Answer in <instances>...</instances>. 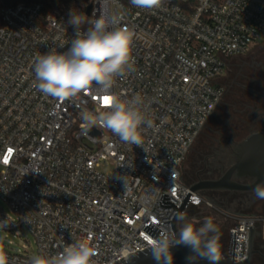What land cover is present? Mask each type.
<instances>
[{
	"label": "built area",
	"instance_id": "1",
	"mask_svg": "<svg viewBox=\"0 0 264 264\" xmlns=\"http://www.w3.org/2000/svg\"><path fill=\"white\" fill-rule=\"evenodd\" d=\"M89 4L88 17H98L99 0L84 13ZM105 11L122 16L120 26L133 34L132 69L111 92L141 97L152 121L142 126V146L84 126L83 110H107L101 96L61 101L35 87L36 57L67 51L75 37L66 10L44 13L42 1L0 6V221L9 223L0 252L7 264H31L77 241L95 249L96 264H114L147 247L149 222L171 232L163 221L176 207L159 201L167 194L181 204L191 188L183 164L224 97L227 65L264 38V0H161L151 10L105 0ZM192 207L218 210L198 191L183 217ZM218 211L234 219L225 256L232 258L236 231L234 261L244 262L259 222L264 236V219Z\"/></svg>",
	"mask_w": 264,
	"mask_h": 264
},
{
	"label": "clouds",
	"instance_id": "2",
	"mask_svg": "<svg viewBox=\"0 0 264 264\" xmlns=\"http://www.w3.org/2000/svg\"><path fill=\"white\" fill-rule=\"evenodd\" d=\"M99 2L98 17L95 15L86 19L80 12L70 11L68 23L74 27L75 37L67 51H49L36 57L35 87L44 96L61 101L89 91L109 98L104 104L107 110H83L80 113L84 126L89 131L93 127L105 128L123 143L142 146V126L150 127L152 121L141 109V97L136 95L131 99H121L111 92L115 78L132 69L133 34L120 26L122 16L106 12L105 0ZM131 3L137 8L151 10L158 8L161 0H131ZM33 172L40 173L35 169ZM253 192L257 198L264 199V182L257 184ZM8 224L7 220L0 221V231ZM217 232L216 224L208 217L199 227L185 222L178 231L163 229L157 237L146 234L143 239L157 264H173L171 248L178 245L191 250L187 257L190 264L201 259L207 260L208 264H219ZM95 255L96 251L89 243L77 241L66 244L55 255H35L31 264H96ZM0 264H7L2 252Z\"/></svg>",
	"mask_w": 264,
	"mask_h": 264
},
{
	"label": "flooded vegetation",
	"instance_id": "3",
	"mask_svg": "<svg viewBox=\"0 0 264 264\" xmlns=\"http://www.w3.org/2000/svg\"><path fill=\"white\" fill-rule=\"evenodd\" d=\"M66 10L68 13L72 11L68 7ZM224 79L225 93L221 101L223 117L218 127L213 129L218 136L213 138L212 143L204 144V148L191 149L183 164L184 180L186 172L189 181L185 182L190 185L203 186L208 181L220 179L236 182L240 189L226 183L223 190L202 188L198 192L209 195L216 204L231 213L264 219V199L257 198L253 192L259 183L258 175L252 176L244 168L240 173L231 171L239 163L256 168L261 166L260 148L264 143V38L252 52L237 56L227 65ZM216 111L213 116H216ZM259 137L260 140L257 139ZM261 225L259 222L255 227L254 253L250 264H264ZM216 236L220 252L225 255L222 249L225 239L219 231Z\"/></svg>",
	"mask_w": 264,
	"mask_h": 264
},
{
	"label": "water",
	"instance_id": "4",
	"mask_svg": "<svg viewBox=\"0 0 264 264\" xmlns=\"http://www.w3.org/2000/svg\"><path fill=\"white\" fill-rule=\"evenodd\" d=\"M80 2H85L86 0H77ZM91 4H89L85 9V15L89 16L91 11ZM264 138V136L262 137ZM260 140V137L257 138ZM260 167H252L249 166L246 163H239L236 164L231 171H238L239 173L245 169L246 173H249L252 176L258 175L259 177V183L264 182V143H261L260 148ZM228 183L232 186L234 189H240V186L236 182H227L226 179H220L217 181H208L203 186L199 185H191V188L186 193L185 197L183 198L181 204L178 206L172 201H170V198L167 194H163L160 199V206L162 207H176V213L173 216L172 220L169 221H163V222H171L172 231H178L181 223L180 217H183V212L186 209V205L188 201L190 200L191 195L194 191H200L202 188L206 189H214V190H223L225 187V184ZM258 183V184H259ZM146 231L149 235L153 237H157L159 235L160 229L156 227L154 224L149 222L147 226L143 229ZM256 229L253 228L250 233V252L249 257L244 262H235L234 261V250H235V238H236V231H234V243H233V254L232 258H227L222 252H220V261L219 264H250L251 257L254 253L253 250V238L255 235ZM171 252L173 254V264H190L187 257L191 254V250L188 247H185L183 245H178L171 248ZM114 264H157V262L153 259L152 253L150 249L144 248L141 249V251L136 250L128 254L126 259L121 258L118 261H115ZM195 264H208L207 260H198L195 262Z\"/></svg>",
	"mask_w": 264,
	"mask_h": 264
},
{
	"label": "rangeland",
	"instance_id": "5",
	"mask_svg": "<svg viewBox=\"0 0 264 264\" xmlns=\"http://www.w3.org/2000/svg\"><path fill=\"white\" fill-rule=\"evenodd\" d=\"M20 1H42L44 2V0H16V2H20ZM86 1H90L91 0H86ZM60 5L57 8H61L63 10H66L67 7L71 10L74 11H78L81 13V9L82 6H84L83 2H74L73 0H60ZM11 3H15L14 0H0V6L2 5H6V4H11ZM67 11V10H66ZM83 16L86 19H90L88 16L85 15V13L83 14ZM263 38L256 44L259 45L262 42ZM255 45V46H256ZM255 46H253L252 50L255 48ZM251 50V52H252ZM221 83L224 85H226V80L223 78L221 80ZM223 105L222 103L220 104V106L218 107L217 111H216V116H213L211 118V120H209L208 124L206 125L207 127L204 128L203 132L201 133L202 135H200L201 137L205 136V134L211 130V129H215L217 128L219 125V121L221 120V117H223V109H222ZM217 126V127H216ZM199 137V138H201ZM195 149L199 148L198 142L194 145ZM193 153V152H192ZM185 180L188 182L189 179L187 177V174L185 172ZM203 197L207 198L208 200H211L214 205L216 206V208L222 211L227 212V210L225 208H222L220 205L216 204V202H214L212 199L209 198V195H203ZM200 209L194 208L192 207L190 212L186 213V215L184 216V219L181 220V222H191L194 223L195 225L200 224V223H204L205 218L211 217L213 219L214 224H216L219 233L222 235V237L225 239L222 243V249L225 250L226 245H227V241L229 238V231L230 228L234 225V219L229 218L224 216L222 213H220L218 210L214 209V208H206V207H198ZM202 210L201 213H198V211H193V210ZM230 212V211H229ZM231 213V212H230ZM232 214H236V213H232ZM29 237H24V242L28 243L30 241H28Z\"/></svg>",
	"mask_w": 264,
	"mask_h": 264
},
{
	"label": "trees",
	"instance_id": "6",
	"mask_svg": "<svg viewBox=\"0 0 264 264\" xmlns=\"http://www.w3.org/2000/svg\"><path fill=\"white\" fill-rule=\"evenodd\" d=\"M60 0H44V13H48L49 11H51L52 9H54V8H57V7H59V5H60ZM89 3V1H85L84 2V6H82V9H81V14L83 15L84 14V8H85V6L87 5ZM235 58H237V57H233V58H231V60H230V62L231 61H233ZM229 62V63H230ZM220 106V105H219ZM218 106V107H219ZM218 109V108H217ZM216 109V110H217ZM213 117V116H212ZM211 120V119H210ZM207 127V126H206ZM214 129V128H213ZM213 129H211V130H209L206 134H205V136L203 137H201V136H199V137H201V138H198L197 139V141H196V143L198 142V145H199V148L198 149H200V148H204V144H210V143H212L213 142V138H216L218 135L216 134V133H214L213 132ZM204 130V129H203ZM203 132V131H202ZM200 135H202V134H200ZM195 143V144H196ZM194 144V145H195ZM194 147V146H193ZM192 147V148H193ZM194 208H197V209H200V208H198V207H194ZM202 208V207H201ZM193 210V211H198V213H201L202 212V210ZM191 210V209H190ZM190 210H189V212H190ZM188 212V213H189ZM183 223H185V221L184 222H181L180 223V227L183 225ZM203 223H200V224H197L196 226L197 227H199V226H201Z\"/></svg>",
	"mask_w": 264,
	"mask_h": 264
},
{
	"label": "snow or ice",
	"instance_id": "7",
	"mask_svg": "<svg viewBox=\"0 0 264 264\" xmlns=\"http://www.w3.org/2000/svg\"><path fill=\"white\" fill-rule=\"evenodd\" d=\"M101 99H102V103L105 104L106 101H108L109 98H107V97H102ZM197 203H198V201H197Z\"/></svg>",
	"mask_w": 264,
	"mask_h": 264
}]
</instances>
